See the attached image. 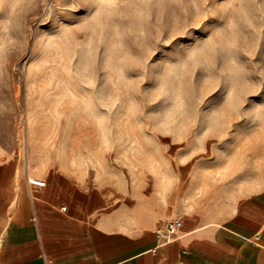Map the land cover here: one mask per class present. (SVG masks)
I'll use <instances>...</instances> for the list:
<instances>
[{
  "label": "rangeland",
  "instance_id": "obj_1",
  "mask_svg": "<svg viewBox=\"0 0 264 264\" xmlns=\"http://www.w3.org/2000/svg\"><path fill=\"white\" fill-rule=\"evenodd\" d=\"M9 165L136 222L225 215L264 189V0H0Z\"/></svg>",
  "mask_w": 264,
  "mask_h": 264
},
{
  "label": "crops",
  "instance_id": "obj_2",
  "mask_svg": "<svg viewBox=\"0 0 264 264\" xmlns=\"http://www.w3.org/2000/svg\"><path fill=\"white\" fill-rule=\"evenodd\" d=\"M42 179L0 167V264H264V189L213 220L170 207L136 222L103 188Z\"/></svg>",
  "mask_w": 264,
  "mask_h": 264
},
{
  "label": "built area",
  "instance_id": "obj_3",
  "mask_svg": "<svg viewBox=\"0 0 264 264\" xmlns=\"http://www.w3.org/2000/svg\"><path fill=\"white\" fill-rule=\"evenodd\" d=\"M32 184L35 186H39V187H45L46 186V183L42 180H34L32 182ZM182 225L183 224L180 220H177V219L171 220L166 224L165 228L159 229L157 234H158V236H164V235L170 234V233L174 232L175 230L180 229L182 227ZM169 240H171V238L168 237L167 241H169Z\"/></svg>",
  "mask_w": 264,
  "mask_h": 264
}]
</instances>
